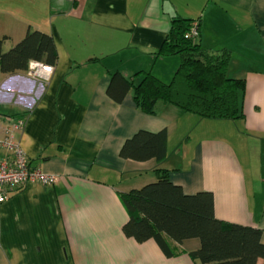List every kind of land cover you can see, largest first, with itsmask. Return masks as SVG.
Returning a JSON list of instances; mask_svg holds the SVG:
<instances>
[{"label":"crops","instance_id":"1","mask_svg":"<svg viewBox=\"0 0 264 264\" xmlns=\"http://www.w3.org/2000/svg\"><path fill=\"white\" fill-rule=\"evenodd\" d=\"M176 16L197 23L204 50L231 52L226 73L245 82L242 118H199L171 104L150 115L132 91L120 103L107 95L114 72L134 83L146 71L171 79L178 57L155 53ZM34 30L53 39L52 73L36 81L27 69L0 71V121L23 119L13 141L58 179L0 203V264H197L188 255L196 239L167 257L122 232L119 193L154 182L158 167L187 195L211 192L217 219L258 228L264 244V0H0L3 51ZM163 129L160 164L119 156L136 131Z\"/></svg>","mask_w":264,"mask_h":264},{"label":"trees","instance_id":"2","mask_svg":"<svg viewBox=\"0 0 264 264\" xmlns=\"http://www.w3.org/2000/svg\"><path fill=\"white\" fill-rule=\"evenodd\" d=\"M192 22L179 16L171 18L168 33L155 53L156 57L179 59L168 82L150 71L144 72L138 83L114 72L110 74L107 95L120 103L132 91L135 106L150 115L156 112L158 104H171L199 118H242L245 82L226 73L231 52L222 49L212 53L201 48L196 37L190 35ZM4 41L5 37L0 38L2 73L26 70L31 61L52 67L56 62L49 34L28 31L6 51L2 50ZM119 156L134 161L154 159L160 164L167 157L166 130L136 131L123 142ZM155 172L154 182L119 193L128 216L122 225L126 237L137 243L153 240L167 257L182 251L179 246L183 242L196 239L198 247L188 251V255L197 264H257L259 258L264 264V244L258 228L217 219L211 192L187 195L170 181L168 170L158 167Z\"/></svg>","mask_w":264,"mask_h":264},{"label":"built area","instance_id":"3","mask_svg":"<svg viewBox=\"0 0 264 264\" xmlns=\"http://www.w3.org/2000/svg\"><path fill=\"white\" fill-rule=\"evenodd\" d=\"M192 22L190 35L197 37L198 28ZM53 67L41 62L31 61L27 74L36 81H47ZM23 125V119L10 123L0 121V203L26 184L51 186L57 181V175L43 172L38 166H31L21 147L13 141V133Z\"/></svg>","mask_w":264,"mask_h":264},{"label":"rangeland","instance_id":"4","mask_svg":"<svg viewBox=\"0 0 264 264\" xmlns=\"http://www.w3.org/2000/svg\"><path fill=\"white\" fill-rule=\"evenodd\" d=\"M27 69H28V67H27ZM169 80H170V78H169ZM169 80H167V81H169ZM196 242H198V241H196Z\"/></svg>","mask_w":264,"mask_h":264}]
</instances>
